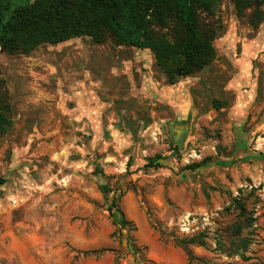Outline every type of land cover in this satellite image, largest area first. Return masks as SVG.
<instances>
[{"label": "rangeland", "instance_id": "374dc122", "mask_svg": "<svg viewBox=\"0 0 264 264\" xmlns=\"http://www.w3.org/2000/svg\"><path fill=\"white\" fill-rule=\"evenodd\" d=\"M215 17V59L175 84L150 49L111 40L0 52L12 121L0 138V188L19 195L12 218L25 223L33 255L43 216L71 264L264 263V45L250 46L264 23L254 28L230 0ZM172 123L187 130L179 136ZM113 197L126 229L110 217ZM236 201L254 218L238 235ZM244 237L247 250H237Z\"/></svg>", "mask_w": 264, "mask_h": 264}, {"label": "trees", "instance_id": "16d2710c", "mask_svg": "<svg viewBox=\"0 0 264 264\" xmlns=\"http://www.w3.org/2000/svg\"><path fill=\"white\" fill-rule=\"evenodd\" d=\"M222 1L0 0V52L28 54L43 44L57 45L81 37H91L97 43L111 40L117 45L150 49L169 83L175 84L215 59L213 43L221 29L215 16ZM230 1L254 28L264 23V0ZM221 106L217 104L216 108ZM8 113L7 105L0 100V138L12 126ZM160 158H151L150 165L155 166ZM99 188L109 200L112 190L103 182ZM235 203L241 224L235 228L238 235L254 218L248 215L244 204ZM107 209L121 230L131 226L116 198H112ZM181 241L194 244L198 238ZM240 249L247 250V238L237 244Z\"/></svg>", "mask_w": 264, "mask_h": 264}, {"label": "crops", "instance_id": "0c3cea01", "mask_svg": "<svg viewBox=\"0 0 264 264\" xmlns=\"http://www.w3.org/2000/svg\"><path fill=\"white\" fill-rule=\"evenodd\" d=\"M257 45L258 47L264 45V39L260 35L250 43L253 47ZM178 90L177 93L181 91L180 86ZM171 127L179 136L187 130L179 123H172ZM0 190V264H71L73 253L70 245L56 232L52 217L39 218L35 234V255L32 254L33 244L30 246L25 242L22 232L26 227L25 223L21 220L13 221L12 218V211L20 202L19 195L10 191L7 183Z\"/></svg>", "mask_w": 264, "mask_h": 264}, {"label": "water", "instance_id": "95a60500", "mask_svg": "<svg viewBox=\"0 0 264 264\" xmlns=\"http://www.w3.org/2000/svg\"><path fill=\"white\" fill-rule=\"evenodd\" d=\"M129 125H130V124H129ZM129 127H130L131 129H133L132 126H129ZM182 131H183V130H182ZM179 132H180V131L178 130V133H179Z\"/></svg>", "mask_w": 264, "mask_h": 264}]
</instances>
